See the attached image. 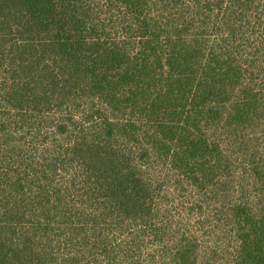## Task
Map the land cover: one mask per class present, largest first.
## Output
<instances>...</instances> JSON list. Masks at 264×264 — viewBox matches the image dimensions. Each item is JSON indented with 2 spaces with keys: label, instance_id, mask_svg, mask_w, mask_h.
I'll list each match as a JSON object with an SVG mask.
<instances>
[{
  "label": "trees",
  "instance_id": "trees-1",
  "mask_svg": "<svg viewBox=\"0 0 264 264\" xmlns=\"http://www.w3.org/2000/svg\"><path fill=\"white\" fill-rule=\"evenodd\" d=\"M0 264H264V0H0Z\"/></svg>",
  "mask_w": 264,
  "mask_h": 264
}]
</instances>
